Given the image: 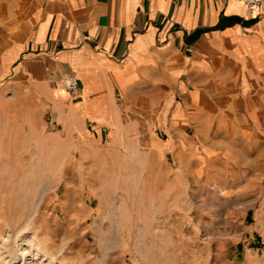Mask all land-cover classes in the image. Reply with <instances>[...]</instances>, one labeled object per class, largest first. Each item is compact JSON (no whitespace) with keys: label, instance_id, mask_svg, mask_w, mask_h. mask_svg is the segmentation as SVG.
Instances as JSON below:
<instances>
[{"label":"crops","instance_id":"crops-1","mask_svg":"<svg viewBox=\"0 0 264 264\" xmlns=\"http://www.w3.org/2000/svg\"><path fill=\"white\" fill-rule=\"evenodd\" d=\"M0 80L21 147L37 155L47 113L53 148L96 164L98 183L101 164L143 167L154 220L187 212L193 233L234 243L252 210L241 229L264 236V1L0 0ZM5 135L0 152L18 141Z\"/></svg>","mask_w":264,"mask_h":264},{"label":"rangeland","instance_id":"rangeland-1","mask_svg":"<svg viewBox=\"0 0 264 264\" xmlns=\"http://www.w3.org/2000/svg\"><path fill=\"white\" fill-rule=\"evenodd\" d=\"M19 113L8 110L6 117L0 115V120H8L0 124V132L9 141L18 140L10 150L5 144L0 152L5 156L0 158V258L4 263L51 264L52 258L53 264H264V236L241 229L255 222L252 210L245 219L239 218L240 236L234 243H210L207 236L200 237L202 228L191 224L193 233L183 225L187 212L172 213L173 222L165 214L154 220L147 195L139 197V192L148 193L143 167L101 164L100 179L109 184H100L94 175L96 164L77 170L81 154L71 156L53 148L49 136L55 123L47 113L42 116L45 125L37 155L32 146L21 147ZM17 145L26 157L19 156ZM198 214L206 216L202 226L207 231L214 214L206 209Z\"/></svg>","mask_w":264,"mask_h":264},{"label":"built area","instance_id":"built-area-1","mask_svg":"<svg viewBox=\"0 0 264 264\" xmlns=\"http://www.w3.org/2000/svg\"><path fill=\"white\" fill-rule=\"evenodd\" d=\"M243 3L249 12H253L264 0H239ZM60 91L67 96H71L76 93L79 87V79L72 72H66L62 78L58 81Z\"/></svg>","mask_w":264,"mask_h":264},{"label":"bare ground","instance_id":"bare-ground-1","mask_svg":"<svg viewBox=\"0 0 264 264\" xmlns=\"http://www.w3.org/2000/svg\"><path fill=\"white\" fill-rule=\"evenodd\" d=\"M9 232V231H8ZM11 233V232H10ZM10 237V236H9ZM31 245V244H30ZM32 245H34V244H32ZM24 253V252H23ZM22 258H21V260L24 262L25 261V256L22 254ZM18 257V256H17ZM15 259V257H13V258H11V260H14ZM0 261H1V258H0ZM3 264H6V263H4V261L2 260L1 261ZM54 263V260L51 258V264H53Z\"/></svg>","mask_w":264,"mask_h":264}]
</instances>
